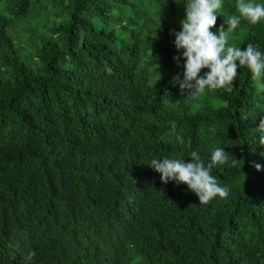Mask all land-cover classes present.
Instances as JSON below:
<instances>
[{
	"label": "trees",
	"instance_id": "16d2710c",
	"mask_svg": "<svg viewBox=\"0 0 264 264\" xmlns=\"http://www.w3.org/2000/svg\"><path fill=\"white\" fill-rule=\"evenodd\" d=\"M188 2L0 0V264H264V78L181 96ZM248 43L264 53V20L241 19ZM217 147L240 162L207 205L148 166Z\"/></svg>",
	"mask_w": 264,
	"mask_h": 264
},
{
	"label": "clouds",
	"instance_id": "9594fccd",
	"mask_svg": "<svg viewBox=\"0 0 264 264\" xmlns=\"http://www.w3.org/2000/svg\"><path fill=\"white\" fill-rule=\"evenodd\" d=\"M186 7V18L181 21L182 30H172L175 36L177 51L183 50L182 65L183 78L178 85L181 96L185 94L198 97L206 90L226 89L231 92L238 76V69L247 67L254 81L264 78V53L255 45L248 43L245 50L235 44H229L232 33L240 26L241 19L255 25L264 20V4L254 3L253 0H238L237 12L224 20L216 33L213 29L217 24V13L222 8V0H189ZM225 25L227 27H225ZM178 66L180 57L175 58ZM204 69L209 71L204 72ZM203 73V74H202ZM179 76V75H178ZM170 93L165 90L162 101L168 103L166 97ZM171 123V131H176V123ZM255 131L260 133L259 144L264 145V119L260 120ZM183 143V139L177 136ZM191 162L185 159H152L150 166L161 174V181L168 184L170 181L177 185H187L194 192L199 203L207 205L215 197L227 198L229 188L218 184L211 174L214 168L231 163L237 165L238 161L224 148L217 147L211 153L210 161L205 164L198 151L190 153ZM254 167L260 171L262 166L254 162ZM36 253L29 252L22 257L21 264H32Z\"/></svg>",
	"mask_w": 264,
	"mask_h": 264
}]
</instances>
